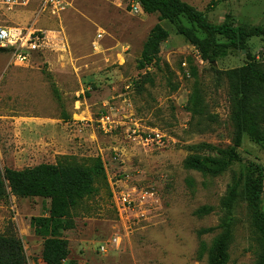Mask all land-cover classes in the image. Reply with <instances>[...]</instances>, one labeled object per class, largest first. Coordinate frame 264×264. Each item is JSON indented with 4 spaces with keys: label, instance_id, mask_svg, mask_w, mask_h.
I'll use <instances>...</instances> for the list:
<instances>
[{
    "label": "rangeland",
    "instance_id": "obj_1",
    "mask_svg": "<svg viewBox=\"0 0 264 264\" xmlns=\"http://www.w3.org/2000/svg\"><path fill=\"white\" fill-rule=\"evenodd\" d=\"M132 1L69 0L61 22L37 18L36 6L11 15L47 33L61 29L65 47L33 52L26 63L17 62L12 49H0V169L56 163L62 155L80 163L103 160L106 179L99 178L95 194L74 209L75 227L62 231L69 248L64 264H208L201 244L208 249L222 228L204 235L199 230L228 216L227 264H256L260 246L245 197L230 213L222 206L238 164L212 175L188 167L186 159L192 145L234 144L243 95L233 86L238 76L232 71L251 60L264 70V35L251 37L244 50L228 48L204 60L172 22L163 20L170 34L158 58L140 68L159 13L135 14ZM184 1L204 11L211 23L264 25V0ZM196 89L203 99L198 114L189 109ZM250 96L247 109L264 132V84L254 86ZM238 149L244 163L264 166V143L246 131ZM122 192L132 198L130 209L119 208ZM49 205L43 197L0 200V234L22 239L28 264H45L44 239L30 219L48 214ZM203 206L212 211L198 213ZM113 237L119 245L101 252L99 245Z\"/></svg>",
    "mask_w": 264,
    "mask_h": 264
},
{
    "label": "trees",
    "instance_id": "obj_2",
    "mask_svg": "<svg viewBox=\"0 0 264 264\" xmlns=\"http://www.w3.org/2000/svg\"><path fill=\"white\" fill-rule=\"evenodd\" d=\"M138 1L146 13H159V22L153 26L144 43L139 60L140 68H146L158 58L161 43L170 34L162 24L163 20L172 22L177 33L200 50L204 60L222 56L228 48L244 50L251 37L264 35V25L248 28L230 21L211 23L204 11L184 0ZM183 18L190 25L185 24ZM199 30L203 35L199 34ZM216 36L226 41L221 43ZM232 72L238 76V81L233 86L243 95V103L236 115L238 132L234 144L220 147L202 142L189 146L192 153L188 155L186 164L192 169L212 175H219L238 164L240 170L233 177L222 199V206L230 213L237 199L241 195L245 197L260 246L256 264H264V166L253 161L244 163L238 149L245 131L253 140L264 143L260 123L256 115L247 109V100L250 99L254 86L264 84V70L256 60H251ZM189 102V109L195 114L203 110V99L198 89L193 92ZM86 161L80 163L73 156L62 155L56 163H40L23 169H0V200L11 195L50 200L48 214L32 216L30 219L34 233L44 239L42 260L45 264H64L69 248L68 239L62 231L75 227L74 209L95 194L99 178L106 179L105 165L100 157ZM211 211V206H203L197 210L198 213ZM217 228H222V232L215 237L208 249H205L206 244L203 242L201 251L208 252V264H227L230 256V217H226L218 226L200 229L199 235L213 232ZM0 264H28L23 241L18 235L0 234Z\"/></svg>",
    "mask_w": 264,
    "mask_h": 264
},
{
    "label": "built area",
    "instance_id": "obj_3",
    "mask_svg": "<svg viewBox=\"0 0 264 264\" xmlns=\"http://www.w3.org/2000/svg\"><path fill=\"white\" fill-rule=\"evenodd\" d=\"M69 5V0H0V48L12 49L13 56L20 63L29 62L33 52H41L51 45L63 49L65 43L60 36V33H62L61 29H54L47 33L42 29L15 22L11 15L17 14L19 16L28 7L36 6L34 14L37 18L40 15H48L61 22ZM130 7L135 14H143L145 12L138 0H133ZM4 17L7 20H4ZM97 35L102 37L100 32ZM119 198L121 200L119 208L123 210L126 208L130 209L132 200L130 194L122 192ZM119 243V237H113L101 243L99 250L104 253L108 252L115 245H119Z\"/></svg>",
    "mask_w": 264,
    "mask_h": 264
}]
</instances>
